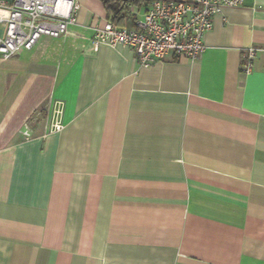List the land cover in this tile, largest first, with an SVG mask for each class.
I'll return each mask as SVG.
<instances>
[{"label":"crops","instance_id":"1","mask_svg":"<svg viewBox=\"0 0 264 264\" xmlns=\"http://www.w3.org/2000/svg\"><path fill=\"white\" fill-rule=\"evenodd\" d=\"M76 3L68 34L0 55V264H264V51L241 71L264 0L146 67L93 49L104 7Z\"/></svg>","mask_w":264,"mask_h":264},{"label":"built area","instance_id":"2","mask_svg":"<svg viewBox=\"0 0 264 264\" xmlns=\"http://www.w3.org/2000/svg\"><path fill=\"white\" fill-rule=\"evenodd\" d=\"M244 0H150L133 27L114 26L109 21L92 28V45L131 47L141 67L153 65L169 55L193 61L206 49L205 35L213 19L224 9L239 8ZM76 0H0V55L11 57L21 49H31L43 36L60 37L76 23ZM263 46L252 45L244 53L241 71L249 74ZM62 103L52 111L50 131H59Z\"/></svg>","mask_w":264,"mask_h":264},{"label":"trees","instance_id":"3","mask_svg":"<svg viewBox=\"0 0 264 264\" xmlns=\"http://www.w3.org/2000/svg\"><path fill=\"white\" fill-rule=\"evenodd\" d=\"M105 10L106 19L114 26L121 27L128 20H135V15L130 12L134 7L138 11L145 7L150 0H99Z\"/></svg>","mask_w":264,"mask_h":264},{"label":"rangeland","instance_id":"4","mask_svg":"<svg viewBox=\"0 0 264 264\" xmlns=\"http://www.w3.org/2000/svg\"><path fill=\"white\" fill-rule=\"evenodd\" d=\"M141 13H142V11L136 13L137 19H140L141 18Z\"/></svg>","mask_w":264,"mask_h":264}]
</instances>
